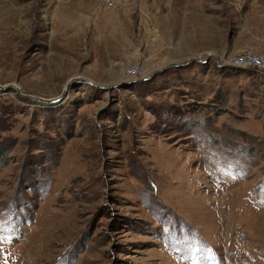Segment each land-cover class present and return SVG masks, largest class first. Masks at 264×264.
Here are the masks:
<instances>
[{"label": "rangeland", "instance_id": "374dc122", "mask_svg": "<svg viewBox=\"0 0 264 264\" xmlns=\"http://www.w3.org/2000/svg\"><path fill=\"white\" fill-rule=\"evenodd\" d=\"M248 46L264 0H0V264H264Z\"/></svg>", "mask_w": 264, "mask_h": 264}, {"label": "built area", "instance_id": "2783aa9c", "mask_svg": "<svg viewBox=\"0 0 264 264\" xmlns=\"http://www.w3.org/2000/svg\"><path fill=\"white\" fill-rule=\"evenodd\" d=\"M121 0H103L105 7L111 8ZM226 63L232 67H246L258 70L264 75V53L258 52L252 47H243L235 55L228 58ZM130 72L139 73L138 65H130Z\"/></svg>", "mask_w": 264, "mask_h": 264}]
</instances>
